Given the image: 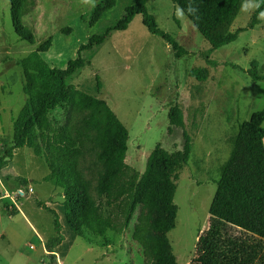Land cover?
<instances>
[{"label": "rangeland", "instance_id": "obj_1", "mask_svg": "<svg viewBox=\"0 0 264 264\" xmlns=\"http://www.w3.org/2000/svg\"><path fill=\"white\" fill-rule=\"evenodd\" d=\"M104 2L27 0L22 19L35 35L30 43L14 30L9 0H0V155L13 143V122L26 100L20 61L33 75L34 96L54 88L57 80L50 69L66 67L80 44L114 25L134 0H116L112 8L95 11ZM256 4L247 0L232 30L248 26ZM146 5L158 26L175 37L185 54L175 58L170 45L151 33L137 14L126 29L111 30L102 43L83 50L87 62L65 82L101 98L124 123L129 133L126 162L140 174L157 143L175 151L181 148L182 131L190 134L191 154L175 181L173 210L164 204L153 210L138 205L122 232L108 231L106 237L87 230L76 233L67 223L62 188L43 180L49 171L44 158L30 147H21L0 171V264H159L155 247L143 246L132 237L139 215L148 220L150 235L165 242L177 264H188L198 236L213 226L209 206L216 180L240 125L264 106V79L250 72L264 76V9L251 29L207 53L209 43L177 5L170 0H147ZM48 37L51 45L39 51ZM195 68L206 69V76L197 78L191 72ZM96 75L102 83L99 91ZM173 105L181 108L183 126L168 135V111ZM50 115L62 120L61 109ZM95 135L93 131L91 142L86 143L81 169L95 200L119 224L129 206L119 197L107 200L97 189L104 168ZM17 190L23 194L7 195ZM34 197L56 209L62 224L64 239L51 250L46 245L56 234L52 214L38 207ZM157 218H167L170 228L154 229ZM216 224L223 240L227 234L237 235L233 227ZM235 247L230 248L227 260L217 264H264V252L254 256L244 247Z\"/></svg>", "mask_w": 264, "mask_h": 264}, {"label": "trees", "instance_id": "obj_2", "mask_svg": "<svg viewBox=\"0 0 264 264\" xmlns=\"http://www.w3.org/2000/svg\"><path fill=\"white\" fill-rule=\"evenodd\" d=\"M115 1L105 0L102 6L95 7V11L110 9ZM170 1L182 10L209 43L207 53L234 41L240 32L251 29L259 22L258 16L264 9V0H256L248 26L232 30V23L244 0ZM9 2L15 32L21 39L34 43L35 35L22 19L27 0ZM146 2L134 0L133 4L125 7L123 15L114 25L107 27L103 33L92 34L85 43L80 44L76 57L68 60L66 67H52L50 73L57 80V85L41 95L32 94L33 75L26 63L20 61L25 77L23 91L26 100L13 122V143L0 155V171L13 158L16 149L25 146L32 148L48 166L49 171L43 180L62 188L67 223L76 233L87 230L94 236L106 237L108 231L122 232L138 205L153 210L164 204L173 210L175 181L190 158L192 137L183 130L181 148L169 151L157 143L147 156L145 170L140 174L126 162L129 133L124 123L101 98L65 82L87 62L82 56L83 50L102 43L111 30L126 29L137 14L142 15V22L151 33L159 35L170 45L175 58L185 54L186 50L175 37L158 26ZM190 7L195 11L190 12ZM51 40L48 37L38 50H47ZM191 72L199 79L207 74L204 68H195ZM250 72L256 79H264V76ZM95 79L99 91L102 87L99 75ZM57 109L62 110V120L50 115ZM76 115L79 116L77 119ZM168 119V135L176 127L183 126V115L178 105L169 108ZM263 122L264 106L240 125L230 155L216 180V191L209 206V213L215 222L198 236L195 254L188 264H217L218 261L227 260L230 248L235 249V246L246 248L254 256L264 252ZM93 131L96 132L94 140L102 149L100 159L104 168L97 189L107 200L119 197L129 206L123 222L119 224L95 200L90 183L81 169L86 143L91 142ZM22 182L25 183L26 179H22ZM34 201L38 207L52 214L56 234L46 245L51 250L64 239L58 212L41 199L34 197ZM217 221L233 227L237 235L233 237L227 234L223 240ZM148 226V220L139 215L134 224L133 239L143 246L153 245L159 264H177L176 258L167 253L165 242L150 235ZM153 227L168 230L170 224L167 218H157Z\"/></svg>", "mask_w": 264, "mask_h": 264}, {"label": "built area", "instance_id": "obj_3", "mask_svg": "<svg viewBox=\"0 0 264 264\" xmlns=\"http://www.w3.org/2000/svg\"><path fill=\"white\" fill-rule=\"evenodd\" d=\"M22 194H23V191H22V190L13 191V192L11 193V195L7 193V195H8V196H11L12 198H15V197H17L18 195H22ZM30 247L32 248L33 246L31 245Z\"/></svg>", "mask_w": 264, "mask_h": 264}, {"label": "bare ground", "instance_id": "obj_4", "mask_svg": "<svg viewBox=\"0 0 264 264\" xmlns=\"http://www.w3.org/2000/svg\"><path fill=\"white\" fill-rule=\"evenodd\" d=\"M246 2H247V0H244L242 6H241V8H240V10H239V12H238V14L236 16V19L239 17L240 13H242V11H243L242 9H244V5L246 4Z\"/></svg>", "mask_w": 264, "mask_h": 264}, {"label": "clouds", "instance_id": "obj_5", "mask_svg": "<svg viewBox=\"0 0 264 264\" xmlns=\"http://www.w3.org/2000/svg\"><path fill=\"white\" fill-rule=\"evenodd\" d=\"M189 11H190V12H194V11H195V8L190 7V8H189Z\"/></svg>", "mask_w": 264, "mask_h": 264}, {"label": "crops", "instance_id": "obj_6", "mask_svg": "<svg viewBox=\"0 0 264 264\" xmlns=\"http://www.w3.org/2000/svg\"><path fill=\"white\" fill-rule=\"evenodd\" d=\"M128 143V142H127ZM44 251L47 252L46 248H44Z\"/></svg>", "mask_w": 264, "mask_h": 264}]
</instances>
